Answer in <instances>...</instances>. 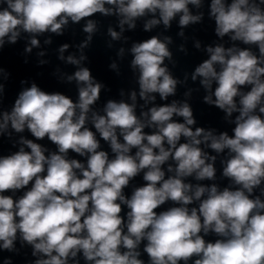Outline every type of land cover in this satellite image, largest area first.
Returning <instances> with one entry per match:
<instances>
[{"label":"clouds","instance_id":"clouds-1","mask_svg":"<svg viewBox=\"0 0 264 264\" xmlns=\"http://www.w3.org/2000/svg\"><path fill=\"white\" fill-rule=\"evenodd\" d=\"M0 3L5 5L0 7V49L5 37L14 44L21 31L62 35L69 20L79 23L96 13L121 17V32L124 25L134 29L136 20L149 13L155 17L158 12L159 18L149 19L145 31L161 22L170 27L177 14L181 28L202 20V14L193 15L188 7L199 8L202 0ZM262 6L264 0H211L209 15L215 21V34L256 45L259 55L251 48L207 46L209 58L191 77L193 81L200 77V84L209 92L203 98L206 104L222 110L227 117L238 113L232 136L227 132L214 135L213 129L203 127L193 129L196 118L187 101L152 106L138 116L136 91L130 93L132 103L110 99L100 114L92 106L100 99L104 85L87 67L67 76L68 82L77 84V101L60 92H46L34 82L23 89L12 110L0 113V135L11 136L10 125L16 133L27 129L36 141L47 137L56 147L49 151L21 136L18 151L0 156V250L16 251L19 233L20 241L30 245L32 256L37 257L34 264H80L81 256L85 264H145L140 258L144 241L148 264H264ZM96 30V22L88 19L83 27L88 36L79 45L81 50L88 47ZM108 34L113 40L121 36L112 28ZM170 43V37L161 40L152 36L131 47V67L139 70V97L145 104L155 101L153 93H158L161 100L176 93L179 81L167 66H162L166 58L172 59ZM30 45L39 46L35 35ZM68 47H60L61 60ZM195 47L199 49L200 43ZM31 50L26 48L27 52ZM119 54L123 55V49ZM86 59L83 54L79 59L69 55L67 63L80 65ZM110 67L116 69L117 65L112 63ZM245 86L250 89L242 91ZM3 91L0 84V94ZM174 116L182 117L183 122ZM89 123L92 127L87 126ZM145 128L154 131L147 133ZM101 141L108 144L111 158L109 151L101 148ZM202 144L216 153L228 150L222 175L236 187L221 190L215 183L186 182L189 177L196 181L216 179V157L210 156ZM70 152L84 161L70 158ZM141 173L145 183L135 187L130 198L125 196L124 189ZM257 188L259 195L254 192ZM18 190L24 191L16 198L5 194ZM168 202L172 206L157 211ZM122 206L127 209L124 215ZM210 233L218 237L214 242L204 238ZM3 264L12 261L8 258Z\"/></svg>","mask_w":264,"mask_h":264}]
</instances>
